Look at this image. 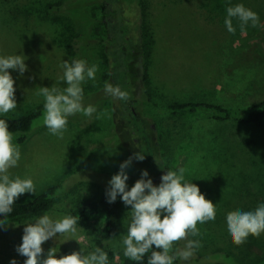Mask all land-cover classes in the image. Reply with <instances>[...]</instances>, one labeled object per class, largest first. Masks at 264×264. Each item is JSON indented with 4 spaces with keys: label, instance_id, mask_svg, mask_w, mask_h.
Wrapping results in <instances>:
<instances>
[{
    "label": "rangeland",
    "instance_id": "obj_1",
    "mask_svg": "<svg viewBox=\"0 0 264 264\" xmlns=\"http://www.w3.org/2000/svg\"><path fill=\"white\" fill-rule=\"evenodd\" d=\"M231 3L251 8L264 24V0ZM57 6L62 7L56 12L58 18L48 16L49 9ZM227 6V0H141L139 6L135 0H6L4 9L19 21L6 17L0 9V54H23L29 69L23 76L9 70L16 81L18 108L6 117L43 110L35 88L55 84L62 75L59 65L63 59L99 65L95 82L84 85L85 103L97 107L99 119L95 115L71 117L60 140L43 126L42 111L23 144L18 143L20 135L16 134L22 160L12 172L32 177L36 194H24L15 204L32 202L46 189L59 185L58 199L47 213L53 219L65 215L78 219V207L106 194L108 181L123 161L140 150L151 151L144 139L146 131L154 148L152 158L167 169L185 167L186 179L197 184L206 199L219 203L216 220L197 225L201 233L197 239L203 246L192 264L263 261L264 235L250 236L237 246L227 235L225 216L229 211L253 210L264 202V125L217 122L206 115L163 111L174 103L240 109L264 101V27H248L244 34L237 27L235 35L228 33L223 23ZM105 8L112 15L116 11L117 33L120 39L124 36L115 48L114 42L102 35L106 21L114 20ZM73 43L78 54L71 48ZM119 64L124 80L120 87L128 92L126 101H114L103 91L106 81L118 85L112 72ZM128 106L135 110V118L128 115ZM145 169L150 174L144 161H133L128 169L129 188ZM118 200L122 221L111 243L99 241L100 223L78 224L82 245L88 250L106 246L110 264H118L124 257L118 238L126 234L123 223L130 211V206ZM34 218L0 226V264H10L13 258L24 264L26 257L16 249L22 243L23 223ZM66 239L71 237L52 238L57 258L81 248L75 240Z\"/></svg>",
    "mask_w": 264,
    "mask_h": 264
},
{
    "label": "clouds",
    "instance_id": "obj_2",
    "mask_svg": "<svg viewBox=\"0 0 264 264\" xmlns=\"http://www.w3.org/2000/svg\"><path fill=\"white\" fill-rule=\"evenodd\" d=\"M227 2L229 6L225 9L223 23L228 33L235 35L237 27L241 34L248 27H264L258 13L251 8L243 3L232 5L231 0ZM26 60L23 54H0V216L4 219L13 213L14 204L22 195L36 194V182L32 177H21L12 172L20 166L22 151L15 142L16 134L10 130L9 121L4 118L18 108L16 81L9 70L18 71L23 76L29 70ZM59 67L62 75L55 84L52 87L38 86L35 94L43 100V126L50 135L62 140L71 117L79 114L100 118L97 107L85 103L84 89L89 81L95 82L99 65L89 64L84 59H63ZM103 91L114 101L128 99V92L111 82H105ZM145 158L140 150L123 161L106 189L108 203H114L119 198L126 207L130 206L123 223L126 234L118 238L123 256L134 264H145V257L147 264H192L203 246L197 239L201 236L197 225L214 222L219 203L206 199L200 187L186 179L185 167L167 169L159 185L145 169L129 188L128 169L134 160L143 162ZM157 164L161 170L165 169ZM4 219H0V226L4 225ZM23 224L22 243L16 251L26 257L24 264H110L106 246L95 245L88 250L82 245L84 237L78 234L80 221L72 215L53 219L45 213ZM225 228L228 237L237 246L244 244L250 236L260 238L264 235V202L253 210L227 212ZM58 237H71L70 240L81 245L80 250L57 258L54 247L45 256L42 245ZM177 242H183L182 246ZM10 264H17V260L13 258Z\"/></svg>",
    "mask_w": 264,
    "mask_h": 264
},
{
    "label": "trees",
    "instance_id": "obj_3",
    "mask_svg": "<svg viewBox=\"0 0 264 264\" xmlns=\"http://www.w3.org/2000/svg\"><path fill=\"white\" fill-rule=\"evenodd\" d=\"M140 4L141 0H135ZM6 5V0H0V9H4ZM62 7H51L48 11V16L53 18L56 17L57 10L61 9ZM105 13L108 16H112L114 20H108L104 24V29L102 31V35L106 36L109 41L114 42V47L116 44L121 40L123 41V37H119L118 31V23L116 20V15H112V12L105 8ZM6 17L14 18L15 20L19 21L17 17H15L12 13L6 12ZM63 16V15H62ZM64 17V16H63ZM36 19V18H35ZM107 19V17H104ZM51 20V19H50ZM21 23V22H20ZM120 28V27H119ZM81 35L79 33L76 34V38H80ZM100 42H103V38L99 39ZM131 40V38H130ZM76 43L71 45L73 50ZM123 48V47H121ZM75 54H78V51H74ZM108 59V58H107ZM117 58L116 60L119 61ZM122 66L119 64L113 69V78H115L117 84L122 86L124 84V80L120 77V69ZM124 86V85H123ZM128 115L131 118H135L136 112L132 109L131 106H128ZM43 110H38L30 115L22 116L19 118H10L4 117L9 121L10 130L13 131L15 134L20 135L17 139L19 144H23L29 134H32L35 129V120L41 117ZM165 113L171 115H190V114H201L211 117V119L217 122H238L243 125L248 126H256V125H264V101H261L257 104L243 107L240 109H230L223 107L221 105L211 104V103H174L168 105L164 110ZM145 131V130H144ZM146 134V131H145ZM144 134V139L148 144V149L151 151H146L144 154L146 158L144 162L148 165L150 171V177L153 179L156 185H159L161 176L167 171V168L160 162L161 166L165 168L161 170L157 163H155L156 159L153 157V147L151 146L149 138ZM158 162V160H157ZM61 186H53L46 189L43 193L37 196L32 202L25 203V204H14V211L10 216L4 219V217L0 216V219H4L2 223H7L10 221H16L21 219H28L39 217L51 210L55 201L58 199L59 196V189ZM77 217L78 221L84 224H90L93 222L100 223V233H99V241L103 244H109L113 241L115 236L118 233L119 227L122 221V209L120 205V201L117 199L114 203H108L106 194H101L98 197L93 199H89L86 202L82 203L77 209ZM179 243V242H177ZM56 245L53 243V240L50 239L49 241L45 242L42 247L44 248L45 252L50 247H55ZM118 264H134V262L129 261L127 258L123 257ZM145 264H147V257H145ZM258 264H264V259Z\"/></svg>",
    "mask_w": 264,
    "mask_h": 264
}]
</instances>
